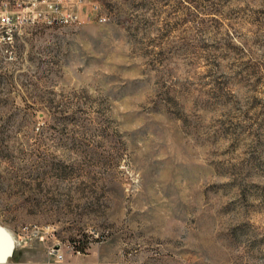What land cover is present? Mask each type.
I'll return each mask as SVG.
<instances>
[{
    "label": "rangeland",
    "instance_id": "rangeland-1",
    "mask_svg": "<svg viewBox=\"0 0 264 264\" xmlns=\"http://www.w3.org/2000/svg\"><path fill=\"white\" fill-rule=\"evenodd\" d=\"M48 2L0 0V264H264V0Z\"/></svg>",
    "mask_w": 264,
    "mask_h": 264
},
{
    "label": "built area",
    "instance_id": "built-area-1",
    "mask_svg": "<svg viewBox=\"0 0 264 264\" xmlns=\"http://www.w3.org/2000/svg\"><path fill=\"white\" fill-rule=\"evenodd\" d=\"M49 1V2H48ZM53 0H44V2H48L50 7H53L52 4ZM64 21H68V19H64ZM12 23V19H10L9 17H4V14L0 15V50L3 49L2 45H4V26H8L11 25ZM7 28V27H6ZM7 40H11V37H6Z\"/></svg>",
    "mask_w": 264,
    "mask_h": 264
},
{
    "label": "water",
    "instance_id": "water-1",
    "mask_svg": "<svg viewBox=\"0 0 264 264\" xmlns=\"http://www.w3.org/2000/svg\"><path fill=\"white\" fill-rule=\"evenodd\" d=\"M0 234H2L7 241V249L5 254L0 258V263L5 262L10 257L14 250V240L10 233L3 227L0 226Z\"/></svg>",
    "mask_w": 264,
    "mask_h": 264
},
{
    "label": "bare ground",
    "instance_id": "bare-ground-1",
    "mask_svg": "<svg viewBox=\"0 0 264 264\" xmlns=\"http://www.w3.org/2000/svg\"><path fill=\"white\" fill-rule=\"evenodd\" d=\"M7 249V241L5 237L0 234V258L5 254Z\"/></svg>",
    "mask_w": 264,
    "mask_h": 264
}]
</instances>
